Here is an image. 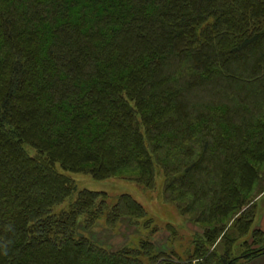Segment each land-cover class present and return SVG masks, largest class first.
<instances>
[{
  "label": "trees",
  "instance_id": "16d2710c",
  "mask_svg": "<svg viewBox=\"0 0 264 264\" xmlns=\"http://www.w3.org/2000/svg\"><path fill=\"white\" fill-rule=\"evenodd\" d=\"M78 172L162 173L206 226L192 254L100 245L101 219L148 212ZM263 194L264 0H0V264H245Z\"/></svg>",
  "mask_w": 264,
  "mask_h": 264
},
{
  "label": "rangeland",
  "instance_id": "374dc122",
  "mask_svg": "<svg viewBox=\"0 0 264 264\" xmlns=\"http://www.w3.org/2000/svg\"><path fill=\"white\" fill-rule=\"evenodd\" d=\"M30 152L35 153L33 149ZM69 175L75 180L79 189L106 193L109 203H115L121 196L129 195L147 210L148 217L145 221H149L148 224L140 220L124 219L109 228L101 219L100 225L88 233L96 242L112 251H119L125 247L138 250L143 240H149L157 247L158 253L172 256L173 251L177 257L187 259L194 250V238L198 234L202 235L206 228L204 225L195 223L192 216L185 214L176 203L165 199L162 173L157 174L154 188H147L134 180L119 177L97 180L87 172L69 173ZM254 206L256 219H258L254 226L257 227L256 224L264 212V194L257 198ZM80 229L82 231V228ZM250 233L237 241L235 255L246 250L243 242H252ZM253 248L263 247L258 244ZM193 264H199V261H194Z\"/></svg>",
  "mask_w": 264,
  "mask_h": 264
},
{
  "label": "crops",
  "instance_id": "0c3cea01",
  "mask_svg": "<svg viewBox=\"0 0 264 264\" xmlns=\"http://www.w3.org/2000/svg\"><path fill=\"white\" fill-rule=\"evenodd\" d=\"M257 220L258 219H256V221ZM256 226L264 232V212L261 214L259 221L257 222ZM245 264H264V255L259 256L255 259H252L250 262H247Z\"/></svg>",
  "mask_w": 264,
  "mask_h": 264
}]
</instances>
